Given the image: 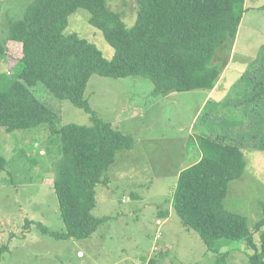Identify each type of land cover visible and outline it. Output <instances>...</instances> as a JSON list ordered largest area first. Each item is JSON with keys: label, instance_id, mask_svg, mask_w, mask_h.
Wrapping results in <instances>:
<instances>
[{"label": "rangeland", "instance_id": "obj_1", "mask_svg": "<svg viewBox=\"0 0 264 264\" xmlns=\"http://www.w3.org/2000/svg\"><path fill=\"white\" fill-rule=\"evenodd\" d=\"M31 1L0 0V42L8 35L9 18L18 17ZM106 6L119 12L128 28L135 23V0H106ZM243 6L236 37L216 50L221 73L212 89L152 95L153 83L143 76L90 77L84 98L96 116L130 134L133 144L116 152L108 184L95 186L91 212L107 219L87 238L57 239L42 229L64 230L53 188L59 153L56 148L49 153L45 126L11 132L0 127V154L8 161V172L0 173V247H7L0 264H146L149 259L156 264H249L247 254L254 248L245 240L219 238L217 249L208 250L172 206L179 171L201 156L197 136L237 138L245 145V166L241 177L228 183L223 205L243 215L250 231L263 217L264 150L247 146L261 144L264 136V116L253 111L264 102L253 100L254 75L264 78V0H244ZM89 17L88 10L76 9L64 33L95 43L110 59L113 49ZM0 71L12 76L16 70L0 61ZM40 87L34 90L57 112L58 126L91 124L83 109ZM260 233L253 232L257 247Z\"/></svg>", "mask_w": 264, "mask_h": 264}, {"label": "trees", "instance_id": "obj_2", "mask_svg": "<svg viewBox=\"0 0 264 264\" xmlns=\"http://www.w3.org/2000/svg\"><path fill=\"white\" fill-rule=\"evenodd\" d=\"M135 1L136 20L128 28L119 12L107 8L106 0H32L18 17L9 18L8 35L0 42V61L16 70L12 76L0 71V127L11 132L44 125L49 153L55 148L59 153L53 188L64 230L51 232L40 224L57 239L87 238L107 219L91 212L95 186L108 184L107 171L116 152L133 144L130 134L96 116L84 98L90 77L143 76L153 83L152 95L212 89L221 73L219 61L214 62L216 50L236 37L244 12V0ZM78 8L89 11V23L112 47L110 59L95 43L64 33L68 16ZM253 82L258 88L253 100L264 101V78L254 75ZM37 85L44 87H40L44 94L69 99L83 109L91 124L58 126L57 112L37 95ZM260 103L253 111L264 116V102ZM197 142L200 158L181 169L176 179L174 212L185 228L199 234L208 250L217 249L219 238L243 239L254 248L247 254L249 264H264V203L263 217L254 225L255 231L261 230L258 247L246 218L223 205L228 183L244 170L245 145L240 139L226 141L220 136L198 135ZM255 147L264 150V136L261 144L247 146ZM7 165L0 154L1 174ZM6 249L0 247V258ZM146 264L156 262L149 259Z\"/></svg>", "mask_w": 264, "mask_h": 264}, {"label": "crops", "instance_id": "obj_3", "mask_svg": "<svg viewBox=\"0 0 264 264\" xmlns=\"http://www.w3.org/2000/svg\"><path fill=\"white\" fill-rule=\"evenodd\" d=\"M142 264H145V261H143Z\"/></svg>", "mask_w": 264, "mask_h": 264}, {"label": "water", "instance_id": "obj_4", "mask_svg": "<svg viewBox=\"0 0 264 264\" xmlns=\"http://www.w3.org/2000/svg\"><path fill=\"white\" fill-rule=\"evenodd\" d=\"M80 253V252H79Z\"/></svg>", "mask_w": 264, "mask_h": 264}]
</instances>
